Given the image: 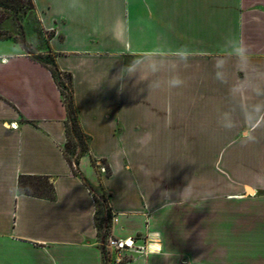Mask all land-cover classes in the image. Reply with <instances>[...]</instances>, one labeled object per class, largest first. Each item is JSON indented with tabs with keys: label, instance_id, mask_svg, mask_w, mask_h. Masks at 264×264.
I'll use <instances>...</instances> for the list:
<instances>
[{
	"label": "crops",
	"instance_id": "obj_1",
	"mask_svg": "<svg viewBox=\"0 0 264 264\" xmlns=\"http://www.w3.org/2000/svg\"><path fill=\"white\" fill-rule=\"evenodd\" d=\"M33 2L52 32L42 52L72 76L90 139L76 176L52 73L1 40L0 264H116L95 189L112 214L108 237L160 233L152 254L121 264H264V0ZM21 176L48 177L55 198L21 194Z\"/></svg>",
	"mask_w": 264,
	"mask_h": 264
},
{
	"label": "trees",
	"instance_id": "obj_2",
	"mask_svg": "<svg viewBox=\"0 0 264 264\" xmlns=\"http://www.w3.org/2000/svg\"><path fill=\"white\" fill-rule=\"evenodd\" d=\"M0 11L6 13L8 15L7 19L10 20L8 23L0 22V41L6 39H14L18 41V36L25 33L26 24H28L31 19L39 23L33 0H0ZM45 57H47L45 62H42L37 57H34V59L50 70L53 79L64 98L68 117L65 130L66 143L64 145L63 153L73 174L80 176V158L88 152L90 138L82 132L79 120L75 114L72 76L59 70L55 58L51 54H46ZM61 77H64L68 84L62 83L60 80ZM19 191L21 194L36 198L49 200L55 198L54 185L50 182L48 177L21 176L19 179ZM94 201L96 207L94 217L95 224L98 229L100 241L101 243H104L111 227L112 214L110 210L107 212L105 209L107 205V198L105 195L101 197L95 196ZM102 203L106 204L103 205Z\"/></svg>",
	"mask_w": 264,
	"mask_h": 264
},
{
	"label": "rangeland",
	"instance_id": "obj_3",
	"mask_svg": "<svg viewBox=\"0 0 264 264\" xmlns=\"http://www.w3.org/2000/svg\"><path fill=\"white\" fill-rule=\"evenodd\" d=\"M7 16L8 15L6 13H4L3 11H0V22L8 23L10 20L7 19ZM28 24H26L25 33L18 36V43L21 44L24 51L33 55V57L39 58L42 62H45L47 60L46 59L47 57H45L46 53H43L42 50L45 49V42H46V40H48L51 37L52 32L44 31L40 27L39 23L36 21H33V19H31ZM60 80L62 83L68 84L67 80L64 77H61ZM66 90H67V88H66ZM78 150H79V148H78ZM101 166H105V165L101 163ZM101 166H98V168L100 169ZM105 170H106V173L109 172L106 166H105ZM99 171L101 172V170H99ZM101 173H103V172H101ZM94 192H95L96 197L97 196H100V197L103 196V193L100 189H95ZM102 204L105 205L106 203L105 204L102 203ZM105 209L107 212H108V210H110L108 202H107Z\"/></svg>",
	"mask_w": 264,
	"mask_h": 264
},
{
	"label": "built area",
	"instance_id": "obj_4",
	"mask_svg": "<svg viewBox=\"0 0 264 264\" xmlns=\"http://www.w3.org/2000/svg\"><path fill=\"white\" fill-rule=\"evenodd\" d=\"M100 170L101 172L106 173L105 166H101ZM149 234H147L145 238L141 239L143 244H138V240L135 239L120 240L107 237L105 242L102 243V246L110 256L112 253L116 255L114 259L116 264H121L132 260L134 256L144 255L147 252L148 243H150Z\"/></svg>",
	"mask_w": 264,
	"mask_h": 264
},
{
	"label": "clouds",
	"instance_id": "obj_5",
	"mask_svg": "<svg viewBox=\"0 0 264 264\" xmlns=\"http://www.w3.org/2000/svg\"><path fill=\"white\" fill-rule=\"evenodd\" d=\"M237 42H238V48H237L238 57H240V58L247 57V50H246L244 44L242 42H239V41H237ZM137 64H138V62H133V64L126 66L129 74H133L136 72ZM150 70H151V72L156 73L159 69H158V66L155 63H153L150 66ZM135 83H137V82H135ZM181 83H182V81L179 78H172L168 81L169 87H178L181 85ZM151 86H153V85L151 83H149L148 87H151ZM156 86H158V84ZM150 140H151V133L146 132L144 134V136L140 138L139 143H141V145L144 146V145H147V143H149ZM116 174L117 175L119 174V170H117ZM165 193H168V195H165ZM165 193L162 194L163 197L166 198L167 200H169L170 199L169 198L170 192H165ZM189 195H190L189 185H187L183 189V191L181 192V199L179 201L186 202ZM153 236L159 237L160 233L159 232L150 233L149 234V240H151ZM148 251H149V254H152V249H151L150 245H149Z\"/></svg>",
	"mask_w": 264,
	"mask_h": 264
},
{
	"label": "bare ground",
	"instance_id": "obj_6",
	"mask_svg": "<svg viewBox=\"0 0 264 264\" xmlns=\"http://www.w3.org/2000/svg\"><path fill=\"white\" fill-rule=\"evenodd\" d=\"M130 244H131V242H130Z\"/></svg>",
	"mask_w": 264,
	"mask_h": 264
}]
</instances>
